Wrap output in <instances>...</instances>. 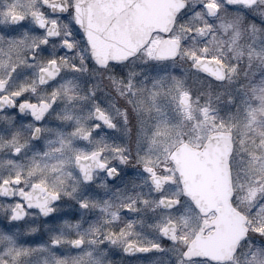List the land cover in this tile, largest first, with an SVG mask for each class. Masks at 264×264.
<instances>
[{"label":"snow or ice","instance_id":"6c2138e0","mask_svg":"<svg viewBox=\"0 0 264 264\" xmlns=\"http://www.w3.org/2000/svg\"><path fill=\"white\" fill-rule=\"evenodd\" d=\"M0 264H264V0H0Z\"/></svg>","mask_w":264,"mask_h":264}]
</instances>
